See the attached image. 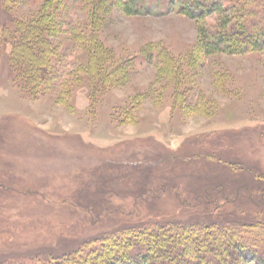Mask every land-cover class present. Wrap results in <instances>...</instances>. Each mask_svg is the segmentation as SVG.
I'll return each mask as SVG.
<instances>
[{
  "label": "rangeland",
  "instance_id": "rangeland-1",
  "mask_svg": "<svg viewBox=\"0 0 264 264\" xmlns=\"http://www.w3.org/2000/svg\"><path fill=\"white\" fill-rule=\"evenodd\" d=\"M68 2L74 19L90 20L132 75L93 97L86 76L71 73L32 99L16 85L0 45V262L35 264L141 224L264 226V188H247L250 175L221 197L217 186L164 165L175 153H191L193 142L233 133L229 157L264 177V52L205 56L197 22L174 10L128 16L117 0ZM39 4L17 3L10 16H36ZM8 19L1 9L0 22L12 27ZM66 32L54 43L69 56L76 46ZM136 95L133 123L121 124L118 109ZM178 236L167 240L169 251L194 256L186 235Z\"/></svg>",
  "mask_w": 264,
  "mask_h": 264
},
{
  "label": "trees",
  "instance_id": "trees-1",
  "mask_svg": "<svg viewBox=\"0 0 264 264\" xmlns=\"http://www.w3.org/2000/svg\"><path fill=\"white\" fill-rule=\"evenodd\" d=\"M117 1L122 12L128 16L163 9L164 12L174 10L195 20L198 24V48L205 56L264 52V0ZM17 3H40L38 14L28 19L10 16L9 8ZM68 6V0H0V10L7 12L8 21L13 25L11 27L5 21L0 22V45L8 48L6 60L16 85L32 99L43 97L56 87L63 86L71 73L78 72L86 76L93 97L103 89L122 87L132 75L131 67L124 66L125 62L116 61L112 50L97 39L90 20L82 22L74 19ZM211 16H215V20L209 23L207 19ZM64 31L70 36L69 42L74 41L76 46L69 56H65L63 48L54 43L58 34ZM69 70L72 72L69 73ZM67 93L68 90L64 92ZM62 97H58L60 102ZM139 98L136 95L129 106L118 109L119 117H122L121 124L133 123L132 110ZM189 101L184 98L185 103ZM232 134L225 133L215 139L193 142L190 144L191 153L170 156L172 163L168 160L164 163L167 171H180L190 178L196 177L211 189L217 186V193L221 197L228 196L229 190L238 186L236 183L246 179L245 175H250L248 177L254 182L246 187L261 191L264 188L262 173L243 167L229 157L227 148L233 146ZM235 170L240 174L235 173ZM198 194L191 193L192 197ZM206 197L209 202L205 205H211L215 195L211 193ZM154 226L155 230L143 224L119 230L105 239L85 242L74 251L49 256L46 260L39 258L34 263L189 264L188 261L194 259L192 264H264V226L261 224L220 221L209 225H183L173 221ZM157 230L163 233H156ZM199 230L207 232V235L200 238ZM178 234L186 235L193 249L198 251L194 256L187 255L186 250L179 247L176 249L179 252L169 251L167 240L171 237L180 238ZM120 240L124 241V246L117 245ZM197 243L199 246H195ZM212 253L214 256L210 255ZM185 255L189 256L187 260ZM168 258L173 262H168ZM0 264L26 263L18 260Z\"/></svg>",
  "mask_w": 264,
  "mask_h": 264
}]
</instances>
